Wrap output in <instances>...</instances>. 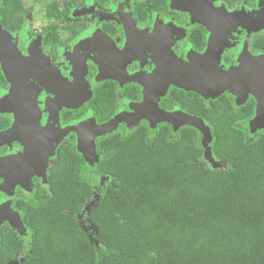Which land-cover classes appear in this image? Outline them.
<instances>
[{
	"label": "trees",
	"instance_id": "1",
	"mask_svg": "<svg viewBox=\"0 0 264 264\" xmlns=\"http://www.w3.org/2000/svg\"><path fill=\"white\" fill-rule=\"evenodd\" d=\"M167 3L129 1L140 24L165 13ZM26 11L22 0H0L6 29L22 23ZM250 49L264 54V36L253 39ZM126 93L137 99L135 91ZM115 94L111 85L95 90L96 121L113 113ZM173 106L205 123L210 153L225 167L206 166L202 135L188 125L173 133L167 123L152 129L139 123L96 140V172L109 180L88 217L96 229L92 243L75 214L88 204L93 188L82 177L84 160L68 139L48 166L47 191L36 187L28 197L14 199L29 235V253L20 264H264V129L250 135L246 127L255 116L254 99L236 106L224 93L204 101L172 90L160 107ZM23 250L17 232L0 227V264H18Z\"/></svg>",
	"mask_w": 264,
	"mask_h": 264
},
{
	"label": "flooded vegetation",
	"instance_id": "2",
	"mask_svg": "<svg viewBox=\"0 0 264 264\" xmlns=\"http://www.w3.org/2000/svg\"><path fill=\"white\" fill-rule=\"evenodd\" d=\"M129 1L22 0L23 8L27 10L24 21L12 29L4 28L0 16V26L6 34L10 46L15 49L23 61V63H13L19 68L15 72V76L28 85L32 84V75H35V78H41L42 81L34 92L35 118L31 126L28 127L29 133L31 132L39 143L42 141V144L48 146L45 140L47 131L52 139L63 127L77 122L80 118H83L79 123L82 132L87 123L85 116L88 111L93 116V128L97 132L96 135H99L98 139L119 128H123L127 132L126 125L119 122L114 126L112 122L115 115L120 112L125 113V111H130L124 114V117L131 126L147 123L151 128L152 125L154 127L160 123H167L173 129L174 126L169 121L177 123L178 115H189L177 106L160 107L161 101L172 90L183 92L185 95L193 93L204 101L214 100L207 99L195 91L180 88L173 81H167L161 88L162 94L156 88L163 78H171L178 71L169 61V56H173L178 62L186 65L187 72L198 73V69L201 68L198 63L202 56L205 52L209 53L208 56L211 55V51H206L209 42H212L210 30L204 25L194 22L191 13L183 10L181 3L184 0H168L166 12L154 14L144 24H140L134 19ZM51 3L54 5L49 6ZM212 5L214 8L223 9L226 13L245 17H253L256 10V0H254L253 6L242 3L226 4L222 0H213ZM73 10L75 11L73 12ZM34 24L37 27L33 26ZM262 36L264 35H246L245 28L241 26L229 28L225 34V46L220 51L216 64L218 69L224 72L229 71L239 66L241 60L246 57L253 58L257 54L264 55L250 49L251 41ZM2 47L6 48L4 45ZM245 50L246 52H244ZM5 68L0 55V75L3 80L0 84V99L3 96L7 98L15 88L12 79L7 78ZM159 71L163 73L158 75ZM157 75L159 80L155 82L154 87L143 84L157 79ZM237 84L244 85V82L240 81ZM103 85H111L116 91L115 102L113 113L108 119L98 122L94 116L95 110L91 108V102L94 100L95 90ZM235 88L237 89L234 92L235 99L233 95L227 93V90L224 94L232 98L234 104L235 100L242 104L248 99H254L256 109V100L253 94L248 92L241 102L239 88L238 86ZM127 90L135 91L137 99L128 97ZM159 94L160 96L157 97ZM152 100L155 101L154 108L157 113L167 116L168 120L154 124L152 119H147L148 116L143 112L144 107ZM7 103L8 101H5V104ZM7 108L0 105V111L5 112L0 114V133L9 130L11 123L16 122V119L10 118L7 112L15 114L16 111L23 110L24 103L16 102L9 109ZM51 110L52 114L55 113L54 121L51 120ZM68 115L70 118L65 120ZM72 115H75L73 119H71ZM189 117L196 119L199 123L203 122L199 118ZM45 120L47 131L44 128ZM95 124L100 126L99 129L95 127ZM109 129L112 130L110 133L101 134ZM22 135L15 133L13 137L9 138L0 136V139L5 137L7 143H0L1 159L10 155L22 156L27 151L25 146L28 141ZM68 139L73 140V137L66 136L61 145L66 144ZM49 152L50 149L42 151L39 156L37 155L39 161L43 160L44 156L46 157L45 172H47L49 163L55 158L51 159ZM28 157H31L30 153ZM17 164L18 166L12 163L0 165V178L6 179L2 190L14 188L10 208L16 212L18 210L13 205L16 195L25 196V192H28L17 185L20 177L27 174L24 165L18 162ZM30 176L33 191L34 188L39 187V183H43V180L38 172ZM0 195H2L1 192ZM4 201L5 199H0V208L2 209L5 208ZM2 214L0 217L3 216ZM2 226L10 227L7 221L0 223V227Z\"/></svg>",
	"mask_w": 264,
	"mask_h": 264
},
{
	"label": "water",
	"instance_id": "3",
	"mask_svg": "<svg viewBox=\"0 0 264 264\" xmlns=\"http://www.w3.org/2000/svg\"><path fill=\"white\" fill-rule=\"evenodd\" d=\"M212 1L213 0H184V2L181 3L183 10L191 13L194 22H198L210 30V40L212 39V42H209V46L206 51H211V55L208 56L209 53L207 52L206 54L205 52V54L202 56L198 63V65L201 67L198 69V73L194 71L187 72L186 65L178 62L176 58H173V56H169V61L176 67L178 71L175 72L174 76L171 78H163V81H160V84L156 85V88H158V92L162 94V91H160L161 88L165 86L167 81H173L180 88H184L188 91H195L199 94H202L207 99H215L228 89H233L235 92V90H237L235 87L238 86L241 102L244 100V97L248 92L252 93L256 100L255 116L250 123L264 126V55L258 54L253 58L246 57L241 60L239 66L225 72L220 71L216 66L220 51L225 46V34L229 28L236 26H241L243 28H257L262 25V16L253 18L249 16L245 17L239 14H229L223 9L214 8ZM2 45H4L6 48H3ZM244 52H246V50ZM0 55L2 56L4 66H6L4 71L7 75V78L12 79L15 87L7 98L2 95L3 97L0 99V105L5 106V108L9 106L7 108L9 109L10 106L12 104L14 105L16 102H21L22 104L24 103L23 110H20L19 112L16 111V122H14L12 129L0 133V136H7V138L13 137L17 132L19 125H21L23 126L22 136L26 137L25 139L28 141L27 145L25 146V150L27 151L22 156L10 155L7 158H0V165L12 163L18 166L17 162L21 165H24L27 174L20 177V181H17V183L23 189L29 191L30 185H28L25 181L30 180V175L33 173L38 172V174L42 177L43 182L46 183V157L44 156L43 160L39 161L38 156L41 155L40 153H42V151L45 152L46 150H49L50 147L46 146L44 143L42 144V141L39 143L31 134V132L29 133L28 130V127L31 126L35 118L33 105L35 95L34 92L42 81L41 78H35V75H32V84L28 85V83L15 76V72H17V69L19 68L13 65V63H23V61H21L15 49L10 46L8 38L1 26ZM201 64L203 65L201 66ZM161 73L163 72L159 71L158 75H161ZM243 79L245 80L242 81ZM157 80L159 79L157 78L149 82H144L143 84L146 86L153 85L154 87V84ZM240 81L244 82V85L237 84L240 83ZM160 94L157 95V97L160 96ZM5 101H8V103L5 104ZM154 103L155 101L152 100L146 103L144 107L143 112H145L146 116H148L147 119H152L154 124L168 120L166 119L167 116L157 113L154 108ZM25 114L28 115V118L24 119V123H22L21 117ZM51 116V120L54 121L56 119L55 113H53ZM169 122L173 124L174 128L185 124L194 126L195 128L198 126V130H200L201 127L196 119L186 115H178L177 123H173L172 121ZM29 153L31 155L30 158L28 157ZM3 204L5 205V208H0V212L3 213H0L3 215L0 217V223L7 221L10 227H12L17 233H21V230L24 229V226L22 225L19 213L11 210L9 201H4Z\"/></svg>",
	"mask_w": 264,
	"mask_h": 264
},
{
	"label": "rangeland",
	"instance_id": "4",
	"mask_svg": "<svg viewBox=\"0 0 264 264\" xmlns=\"http://www.w3.org/2000/svg\"><path fill=\"white\" fill-rule=\"evenodd\" d=\"M74 11L75 10H73V12ZM79 13H80V11H79ZM254 15H257V16H254ZM254 15H252L253 18H258V17L262 16L261 17L262 19L260 18L262 20V25L257 27V28L256 27L245 28V33H246V35H251V36L264 35V30H263L264 29V0H256V10H255ZM33 26L37 27L36 24H34ZM227 93L230 95H233L234 99L236 98L233 89H228ZM240 104L241 103H239L235 100L236 106H238ZM128 112H130V111H125V113L120 112L119 114L115 115V117L112 120V122L114 123V126H116L119 122H121L122 124L126 125L127 131H129L130 128H133V126H131L129 124V122L127 121V119H125V117H124V114H126ZM3 113H5V112L0 111V114H3ZM121 113H122V115H121ZM7 115L10 118L13 117L14 119H16V117H17L16 113L13 114V113L7 112ZM85 117L87 119V123H86L84 130L82 132L80 130V126H79L80 124L79 123L83 120V118H80L79 120H77V122H75L71 125L63 127L61 129V131H58V135L52 139L50 137V134L47 131L46 120L44 121V128H46V131H47V133H46L47 139H45V140H46V144L50 147L49 157L51 159H53L55 157L56 150L64 142L65 137L70 135L73 137V141L76 145L77 151L81 154V156L84 160V165L82 167L81 174H82V177L84 178V180H86L92 186L93 196L89 200L88 204L85 207H83L78 214H75V218L78 222L80 229L87 235L90 242L94 243V236L96 234V229L93 228L89 224L88 217H89V214L91 212V209L93 208L94 204L97 202L98 195H99L100 191L102 190L104 184L109 179L106 177H100L97 175L96 168H97V164L100 161V157L95 153L94 145H95L96 140H98L99 135H96L97 132H95V130L93 128L94 120L92 118L93 116L90 115V111L87 112V115ZM13 125H14V122L11 123L9 130L12 129ZM199 125L201 126L199 132L202 135V138L200 141V146L202 147V151H203L202 160L204 161V163L206 164V166L210 170L223 169L225 167V163L215 160L210 153V149H209L210 136H209L208 127L203 122H200ZM95 127L99 129L100 126L96 125ZM179 127L180 126L175 127V128L173 127V129H172L173 133L177 132ZM246 127L248 128L250 135H253L257 131L264 129V126H260L259 124L255 125L254 123L252 124L250 122L246 124ZM152 128H153V125H152L151 129ZM196 128L198 129V126ZM203 128H205V129H203ZM111 131L112 130L109 129V131L106 130L105 132H103L101 134L106 135L105 133H110ZM80 132L82 133L81 137H80ZM5 140H6L5 137H2V139H0V143L1 144H7ZM49 164H51V163H49ZM0 180L2 181L0 183V192L2 193V195H0V199H3V200L5 199V202H7V201L11 202V199L13 197L14 188L12 187L11 189H7L5 191H4V189L2 190V186L5 183L6 179L2 177V178H0ZM25 182L28 185H30V187H29L30 191L25 192V194H24L26 197H28L31 194V191L33 189V185L31 184L30 180L25 181ZM17 185L20 186L18 183H17ZM39 187H40V189L47 191V187H46V184L44 182L42 184L39 183ZM20 188L23 190V188L21 186H20ZM22 192L24 193V191H22ZM17 234L22 239L23 244H24L23 255L19 256L17 261H16L18 264H20L23 260V257L29 253V245H28L29 235H28V232L26 231L25 228L21 230V233H17Z\"/></svg>",
	"mask_w": 264,
	"mask_h": 264
},
{
	"label": "bare ground",
	"instance_id": "5",
	"mask_svg": "<svg viewBox=\"0 0 264 264\" xmlns=\"http://www.w3.org/2000/svg\"><path fill=\"white\" fill-rule=\"evenodd\" d=\"M26 118H28V115H26V114L21 117L22 123H24V119H26ZM22 130H23V126L19 125V128H18V130L16 132V135L22 134V132H23Z\"/></svg>",
	"mask_w": 264,
	"mask_h": 264
}]
</instances>
